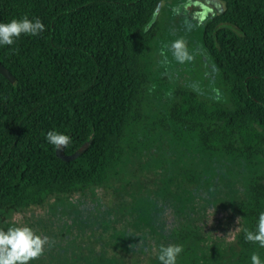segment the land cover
Returning <instances> with one entry per match:
<instances>
[{
    "label": "trees",
    "instance_id": "obj_1",
    "mask_svg": "<svg viewBox=\"0 0 264 264\" xmlns=\"http://www.w3.org/2000/svg\"><path fill=\"white\" fill-rule=\"evenodd\" d=\"M163 1L0 0V22L26 15L45 25L0 47L14 77L0 75V220L49 200L114 192L151 171L197 183L193 192L216 181L235 193L230 208L171 209L160 218L152 227L160 233L140 239L150 264L169 244L184 247L177 264H250L253 252L264 259V249L244 240L264 212V0H217L223 10L203 27L226 103L177 88L163 116L148 123L146 61L160 32L151 20ZM49 130L71 136L59 151L72 160L56 156ZM187 140L194 151L178 144Z\"/></svg>",
    "mask_w": 264,
    "mask_h": 264
},
{
    "label": "rangeland",
    "instance_id": "obj_2",
    "mask_svg": "<svg viewBox=\"0 0 264 264\" xmlns=\"http://www.w3.org/2000/svg\"><path fill=\"white\" fill-rule=\"evenodd\" d=\"M222 10L223 4L217 0L160 3L151 20L157 21L160 32L146 61L150 63L146 99L142 105L146 122L163 116L177 88L191 90L210 104L226 103L218 70L201 42L205 23ZM176 40L184 41L192 57L190 61L179 63L174 58L171 45ZM178 144L181 148L189 145L194 151L189 140ZM168 176L161 173L160 177H155L150 171L132 184L128 185L127 179L118 182L114 192H88L83 196L49 200L41 208L20 211L5 221L0 220V229L28 226L36 234L49 238L50 244L45 246L43 254L30 264H150V246L148 241L142 245L140 239L142 235L150 239L149 234L160 233L152 228L160 218H167L171 209L177 214H186L194 207L211 212L225 203V207L230 208L235 193L233 185L225 183L227 189L222 190L216 181L204 183L193 192L191 188L197 183L183 186L178 184L177 178L171 176L168 180ZM180 177H187L185 171ZM167 190H173L172 194ZM142 247L145 253L141 252Z\"/></svg>",
    "mask_w": 264,
    "mask_h": 264
},
{
    "label": "clouds",
    "instance_id": "obj_3",
    "mask_svg": "<svg viewBox=\"0 0 264 264\" xmlns=\"http://www.w3.org/2000/svg\"><path fill=\"white\" fill-rule=\"evenodd\" d=\"M45 30V25L39 18L29 19L26 15L12 18L8 22H0V47L12 46L21 37H36ZM173 56L179 63L190 61L191 55L183 40H176L171 45ZM45 140L56 151L63 150L71 144V136L57 130H49ZM244 240L264 249V212L258 216L255 230L244 229ZM50 241L47 236L36 234L30 227L12 226L6 230L0 229V264H30L38 259ZM184 251L182 244L161 245L156 257L159 264H177V259ZM250 264H264L259 252H253L249 257Z\"/></svg>",
    "mask_w": 264,
    "mask_h": 264
},
{
    "label": "water",
    "instance_id": "obj_4",
    "mask_svg": "<svg viewBox=\"0 0 264 264\" xmlns=\"http://www.w3.org/2000/svg\"><path fill=\"white\" fill-rule=\"evenodd\" d=\"M0 75L10 83L14 82V77L8 72L6 68H4L1 65V63H0ZM56 156L64 161H70L74 158V156L71 157L64 156L60 151L56 152Z\"/></svg>",
    "mask_w": 264,
    "mask_h": 264
}]
</instances>
